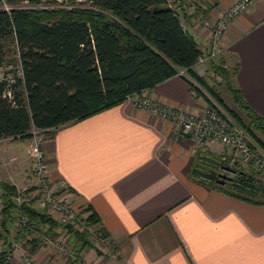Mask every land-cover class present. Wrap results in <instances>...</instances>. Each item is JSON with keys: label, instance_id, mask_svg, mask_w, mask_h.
I'll return each mask as SVG.
<instances>
[{"label": "crops", "instance_id": "obj_1", "mask_svg": "<svg viewBox=\"0 0 264 264\" xmlns=\"http://www.w3.org/2000/svg\"><path fill=\"white\" fill-rule=\"evenodd\" d=\"M234 1L167 0V4L182 15L185 28L206 52L209 33L198 15L216 20ZM224 53L239 65L235 83L244 99L264 116V0H254L229 23ZM218 59L193 69L205 76ZM142 91L195 113L208 103L178 75ZM27 141L29 146L31 138ZM42 145L52 178L64 183L76 204L95 212L98 233L109 235L119 250L115 254L113 248L91 241L81 245L68 228L44 222L48 232L72 244L86 264H264V203L235 196L202 178L205 170L225 179L217 140L199 148L171 121L124 100L58 126L45 134ZM9 155L19 157L14 171L27 168L23 156ZM29 165L23 184L12 179L13 172L3 170L0 180H11L18 187L33 185ZM240 169L251 173L253 167ZM24 247L35 264H67L48 242L33 239ZM9 264H21L19 255L13 254Z\"/></svg>", "mask_w": 264, "mask_h": 264}, {"label": "trees", "instance_id": "obj_2", "mask_svg": "<svg viewBox=\"0 0 264 264\" xmlns=\"http://www.w3.org/2000/svg\"><path fill=\"white\" fill-rule=\"evenodd\" d=\"M20 1L24 0H0V137L28 138L33 129L52 132L184 70L196 82H189L195 93L207 92L221 103L264 150V116L248 104L236 86L238 63L229 67L228 57L220 56L214 66L232 94L235 109L194 71L203 51L167 0H27L31 7L17 6ZM68 2L72 7L64 6ZM3 3L10 8L4 9ZM6 67L9 69L3 71ZM263 172L253 169L247 173L238 168L230 179L210 184L264 203ZM0 185L4 245L0 264H9L13 240L26 238L28 232L23 227L11 235L21 214L27 215L29 222L54 220L24 201L17 203L14 183L0 180ZM88 219L97 221L94 211ZM72 232L81 245L90 242L88 233Z\"/></svg>", "mask_w": 264, "mask_h": 264}, {"label": "built area", "instance_id": "obj_3", "mask_svg": "<svg viewBox=\"0 0 264 264\" xmlns=\"http://www.w3.org/2000/svg\"><path fill=\"white\" fill-rule=\"evenodd\" d=\"M253 1H234L216 20L208 19L203 13L198 15L199 23L209 33V46L207 51L199 56L194 66H203L207 61L224 52V36L229 23L234 17L245 11ZM2 7L6 10L10 8L6 3H3ZM191 10L193 13L195 12L194 7ZM177 13L185 28L182 15L178 11ZM176 75L196 85V82L184 70H179ZM124 100L134 107L171 121L182 133L191 135L199 148H203L211 139L217 140L221 145V150L218 151L220 168L226 175L234 174V169L244 165H250L256 171L264 169V150L255 145L244 127L220 106L222 110L217 103H207L202 112L195 113L185 108L168 105L148 96L142 90L127 94ZM7 138L9 136L0 137V140ZM43 139L42 132L37 129L32 130L29 144L30 169L31 174L39 178L40 184L34 189V193L33 191L30 193V196L25 193V189H18L14 199L19 204L23 201L26 203L29 200L32 201L30 203L32 207L47 213L58 225L72 231H84L88 233L91 242L98 244L99 247L113 248L114 253L117 254L119 250L109 235H100L95 222L88 219L90 211L87 209V205L76 204L68 196L64 183L52 178L42 146ZM203 173L202 178L207 181H216L215 178L220 179L219 176L216 177L208 171L203 170ZM2 201L3 190L0 185V209ZM17 221L16 229L28 228L26 238H15L12 242V252L19 255L21 264H35L31 252L24 247L25 240L29 238L48 242L55 252L65 259L67 264H86L82 254L62 237L52 236L44 222L37 220L29 222V218L24 214H21Z\"/></svg>", "mask_w": 264, "mask_h": 264}, {"label": "rangeland", "instance_id": "obj_4", "mask_svg": "<svg viewBox=\"0 0 264 264\" xmlns=\"http://www.w3.org/2000/svg\"><path fill=\"white\" fill-rule=\"evenodd\" d=\"M79 1V0H77ZM9 5V4H8ZM17 6H23V7H31V5L27 2V0H24V1H20L16 4ZM169 5H172V4H169ZM65 7H72V4L71 3H66L64 5ZM183 22L185 23V20L183 19ZM204 53V52H203ZM227 54V53H226ZM224 52L222 54H220L219 56H216L212 59H210L209 61H207L205 64H207L208 62H212L213 60H215V58L217 57H220V56H226L228 57L229 54L226 55ZM230 58V59H229ZM219 60V59H218ZM217 60V62H218ZM234 63V58L233 56L231 57H228L227 58V65L229 67L232 66V64ZM6 69H9V67H6L3 69L6 70ZM207 80V82L214 86L215 89L218 91V93L220 94V96L222 97V100L229 106V107H233L235 109L236 108V105L233 101V98H232V94L231 92L229 91V89L226 87L225 85V81L223 80V78L221 76H219L214 70L212 72H209L208 74H206L204 76ZM204 94H201L203 96H205V98L208 100V104H214V103H217L219 104V107L222 105L221 103H219L218 101H216L211 95H209L207 92H204ZM216 104V105H217ZM222 107V106H221ZM220 107V108H221ZM223 108V107H222ZM221 108V109H222ZM223 110V109H222ZM43 134V137H45V134L47 133H42ZM262 138L264 139V135L262 134L261 135ZM31 138V137H30ZM30 144V143H29ZM43 146V145H42ZM27 147H28V150H27ZM26 150L28 152V154L26 153ZM11 152H14V153H17V154H20V156L24 157V166L27 167L26 169H21L22 171H14L13 169V165L17 163V161L19 160V157L16 159V157L13 155L12 157L9 158V154ZM45 153V152H44ZM29 155V146H28V141H27V138H20V137H17V138H13L12 136H9V138L7 139H4V140H0V170H3L5 173H8V172H13L12 173V179L17 183V184H23V182H25V175H26V172H28V162L29 164L31 163V158H30V155ZM13 157H15L14 159H12ZM45 157H46V154H45ZM47 160V158H46ZM48 163V162H47ZM30 166V165H29ZM48 167H49V164H48ZM242 169H246V170H250L251 169V166L250 165H244L241 167ZM219 171H221V169H218ZM223 171V170H222ZM264 171V169H263ZM29 173L32 177L35 178V183L33 185H27V186H24V187H18L16 186L17 190L18 189H25V193L30 196V193L33 191L34 193V189L36 187L39 186L40 184V180L39 178L33 176L31 174V169L29 167ZM264 173V172H263ZM223 175L225 176V179L227 178V175L223 173ZM261 175V174H260ZM55 180V179H54ZM10 182H12L11 180H9ZM13 183V182H12ZM32 201H27V203H31ZM31 205V204H30ZM1 216V214H0ZM20 217V216H19ZM18 221L16 220L14 223H13V226H12V230H11V235H13L15 233V230H16V227L18 226ZM13 233V234H12ZM3 238L2 236L0 235V249L3 247Z\"/></svg>", "mask_w": 264, "mask_h": 264}]
</instances>
